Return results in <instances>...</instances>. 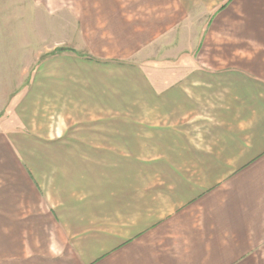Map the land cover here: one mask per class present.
<instances>
[{"label": "crops", "instance_id": "0c3cea01", "mask_svg": "<svg viewBox=\"0 0 264 264\" xmlns=\"http://www.w3.org/2000/svg\"><path fill=\"white\" fill-rule=\"evenodd\" d=\"M182 1L167 35L191 26L192 45L152 83L135 45L159 30L155 17L126 37L141 61L131 73L116 61L133 54L115 46L49 96L72 100L54 123L30 105L1 122L0 264H264V0ZM133 109L137 121L168 118L152 132L151 163L144 133L127 132ZM181 152L194 159H165Z\"/></svg>", "mask_w": 264, "mask_h": 264}, {"label": "rangeland", "instance_id": "374dc122", "mask_svg": "<svg viewBox=\"0 0 264 264\" xmlns=\"http://www.w3.org/2000/svg\"><path fill=\"white\" fill-rule=\"evenodd\" d=\"M174 1L0 0V124L6 118L23 117V108L29 105L32 108H41L42 114L46 118L50 116L54 123L56 113H63L56 108L57 104L71 107L72 100L65 97L68 96L67 93L56 99L49 96H55L58 91L62 93L75 86V67H97L104 58L113 55L110 49L115 46H118L120 56L133 54L125 62L116 61L131 66L127 70L131 73L135 67L141 65V61L139 55V59H136L132 44L127 43L126 37L134 36L131 31L136 24H142L141 18L144 26L149 29L151 18L155 17L159 20V30L144 36L143 48L135 45L138 46L137 53L143 50V79L145 83H152V75L158 69H168L176 64V61L168 60L167 57L185 48L189 49L193 42L190 36L191 26L185 24L179 32L186 33L187 36L175 37L174 33L167 35L170 25L166 18L169 11H173ZM231 2L232 0H225L223 6L226 7ZM137 5L143 7L136 9ZM222 7L219 6L217 10ZM120 13L129 18V26L123 27L124 19ZM195 25L198 27L199 23ZM152 35H156L153 42ZM208 46L213 48L212 51L216 47H223L215 45L213 41H208ZM125 49L130 52L125 54ZM195 51L199 52V48ZM105 62H108L105 65L111 64L110 61ZM16 106L18 113L14 114ZM88 111L80 110V113L84 116ZM132 114V119L127 121V132L144 133L138 144L143 145L145 163H151L155 159L152 153H159L158 147L152 150L156 146V142L152 140V132L155 128L157 132H167L170 126L163 122H167L168 118H161L158 123L157 119L153 120L151 110H148V114L137 121L136 109L132 110ZM72 118L69 115V120L73 121ZM153 123L157 125L153 127ZM180 123L171 126L175 138L180 136L181 133L178 132L185 127L182 121ZM195 127L198 130V125ZM81 128L84 126L81 125ZM179 142L183 144L182 140ZM131 144L134 145L135 141ZM165 159L182 165L190 163V159L193 160L194 157L184 156L181 152L180 156ZM46 256L52 258V254ZM53 257L61 258L60 255Z\"/></svg>", "mask_w": 264, "mask_h": 264}, {"label": "trees", "instance_id": "16d2710c", "mask_svg": "<svg viewBox=\"0 0 264 264\" xmlns=\"http://www.w3.org/2000/svg\"><path fill=\"white\" fill-rule=\"evenodd\" d=\"M72 52V51H71Z\"/></svg>", "mask_w": 264, "mask_h": 264}]
</instances>
